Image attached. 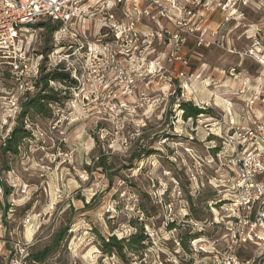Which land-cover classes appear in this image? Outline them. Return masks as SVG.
Returning a JSON list of instances; mask_svg holds the SVG:
<instances>
[{
    "label": "rangeland",
    "instance_id": "rangeland-1",
    "mask_svg": "<svg viewBox=\"0 0 264 264\" xmlns=\"http://www.w3.org/2000/svg\"><path fill=\"white\" fill-rule=\"evenodd\" d=\"M106 3L115 6L85 0L84 45L106 32L93 12ZM217 4L208 1L204 15L201 4L180 26L152 11L136 24L138 40L127 36L94 64L66 40L68 61L55 71L51 58L40 74L65 80L49 77L43 88L39 77L26 96L55 95L40 114L21 116L26 98L0 73V264H264V241L235 244L246 226L233 209L242 199L234 167L242 149L230 143L234 124L256 117L264 126V65L250 53L257 40L264 64V0L235 14ZM121 9H111L118 21ZM56 28L35 24L25 49L36 41L48 54ZM178 31L185 42L172 56ZM183 104L202 113L184 117ZM15 127L24 130L16 153L3 152ZM134 234L144 240L131 249ZM112 237L120 251L106 246ZM46 249L40 263L31 260Z\"/></svg>",
    "mask_w": 264,
    "mask_h": 264
},
{
    "label": "built area",
    "instance_id": "built-area-1",
    "mask_svg": "<svg viewBox=\"0 0 264 264\" xmlns=\"http://www.w3.org/2000/svg\"><path fill=\"white\" fill-rule=\"evenodd\" d=\"M208 1L211 0H115L113 8H122L120 11L122 21L116 19L111 10L113 8L107 3L99 10L95 6L96 4H93L95 7H93V12L96 14L94 21L100 27L105 28L106 32L96 35L97 38L94 42L84 45L81 42L85 40L82 37L86 33L84 26L86 18L90 17V11L84 4L85 0H0V73L7 72L9 78L17 82L19 96L26 98L29 92L34 90V84L36 85L39 80L43 63L52 58L54 70L59 71L58 65L68 61L71 55H62L61 52L64 47L63 42L66 40L72 41L77 46L73 50L77 52L76 57L82 58L80 51L84 49V58L94 64L103 56H110L108 54H112V50H115L118 44H123L127 36L138 40L139 33L136 32L135 27L141 17H146L155 11L156 14L154 13L153 16L158 19L164 18L173 25L180 26L184 18L192 19L198 15L197 7L201 4L204 8L201 14L204 15V11L208 12ZM249 1L225 0L223 3L221 0L222 4L220 0H215V3H218L216 7L221 6L222 11L228 8L232 9V14H235L238 12V7L246 6ZM164 2L170 4L169 12H165ZM183 2L187 5L190 4L192 8L186 7V4H182ZM195 8L197 9L195 10ZM198 18H201L200 14ZM44 21H49L57 27L52 35L51 53L45 55L37 49L36 41H33L34 43L25 49L26 35L33 34L35 32L33 26ZM24 26L29 28L28 34L19 32L20 28ZM105 38H108L109 41L103 42ZM184 42L185 38L181 37L178 31L172 41L175 46L172 49V56ZM201 44L202 41L199 40L198 45ZM259 48V42L254 40L250 53L255 52L253 55L256 61L261 64L260 58L263 56H259ZM114 55L125 54L118 50ZM115 56L112 55L111 59ZM64 57H68L67 60ZM174 59L187 65V62L181 58L174 57ZM77 69L79 70L76 66H72L71 77L75 81H78ZM178 75L183 79L188 78L186 72H178ZM128 79H130L128 83L132 84L134 80ZM48 83L54 84L52 80ZM13 113H16L15 109ZM254 119L257 118L254 117ZM254 121H251L252 126L248 124L235 126L233 122L231 123L233 133L230 143L235 146L236 152L239 148L242 149L239 151L241 153L237 156L236 164H234L241 177L237 189L242 194V199L233 204V209L236 211L234 217L238 219V225L243 223L246 226V229L241 227L238 232V237L235 239L237 246H244L248 243L258 244L264 241V126L256 124ZM253 208L255 212L252 215L250 211Z\"/></svg>",
    "mask_w": 264,
    "mask_h": 264
},
{
    "label": "trees",
    "instance_id": "trees-1",
    "mask_svg": "<svg viewBox=\"0 0 264 264\" xmlns=\"http://www.w3.org/2000/svg\"><path fill=\"white\" fill-rule=\"evenodd\" d=\"M56 74H52V75H47V76H41L40 77V81L42 82V86L43 88H46L47 86V80L49 79V77L51 79H55L56 78ZM57 77H61L60 75ZM64 77V76H63ZM61 81H64V78H60ZM55 99V95L52 94H37L35 95L33 98H26L25 101L22 103V108H21V116H24L26 113H28V111H33L35 113H42L43 111V106L45 103H47L48 101L54 100ZM183 110L185 111V116L184 117H196L197 115H199L200 113H202L200 110L196 109V108H192V107H188V105H182ZM24 130L19 129L18 127H15L12 132L11 135H9V139L6 140V142L4 143L3 146V152L8 151L12 154L16 153V145L18 144V142L20 141V139L23 137L24 135ZM100 166H102V164H99ZM4 193H7V189L4 188ZM111 242L110 244L106 245V246H111L114 249H116L117 251L121 250V246H120V242L117 241L115 238H110ZM144 238L143 236H138L137 234H134L132 236L129 237V241L127 242V246L129 248H133L134 246H139L141 245V243L143 242ZM49 249H46L42 252L36 253L31 255V260L34 261L35 263H40L42 261V259L44 258V256L46 255L47 251Z\"/></svg>",
    "mask_w": 264,
    "mask_h": 264
},
{
    "label": "crops",
    "instance_id": "crops-1",
    "mask_svg": "<svg viewBox=\"0 0 264 264\" xmlns=\"http://www.w3.org/2000/svg\"><path fill=\"white\" fill-rule=\"evenodd\" d=\"M98 29H99V28H98ZM82 32H83V30H82ZM94 35L96 36V34H94ZM257 85H258V86H260V85H264V83L261 82V80H260V82H258ZM258 86H257V87H258Z\"/></svg>",
    "mask_w": 264,
    "mask_h": 264
},
{
    "label": "bare ground",
    "instance_id": "bare-ground-1",
    "mask_svg": "<svg viewBox=\"0 0 264 264\" xmlns=\"http://www.w3.org/2000/svg\"><path fill=\"white\" fill-rule=\"evenodd\" d=\"M261 64H263V62H261ZM202 92V91H201Z\"/></svg>",
    "mask_w": 264,
    "mask_h": 264
}]
</instances>
